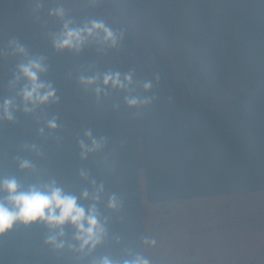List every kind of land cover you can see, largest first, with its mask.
<instances>
[{
  "label": "trees",
  "instance_id": "16d2710c",
  "mask_svg": "<svg viewBox=\"0 0 264 264\" xmlns=\"http://www.w3.org/2000/svg\"><path fill=\"white\" fill-rule=\"evenodd\" d=\"M102 1L131 31L155 38L171 52L190 54L205 72L203 83L211 94L229 80L257 82L245 100L236 102V115L233 105L187 97L155 73H135L132 95L151 102L130 108L124 91L108 90L97 98L79 84L81 75L130 71L128 53L120 61L108 48L95 45L79 54L57 51L51 33L60 27H45L36 38L28 34L24 47L30 56L46 58L48 71L42 79L53 84L59 100L25 114L18 89L9 88L20 62L12 49L22 39L21 28L11 19L5 27V0H0V102L12 97L16 105L15 119L0 121V174L15 175L24 184L56 179L77 195L91 190L92 180L103 183L99 208L109 218L108 238L93 255H115L130 247L147 256L143 194L148 202L161 203L264 192V0ZM102 7L70 17L80 23L99 20ZM144 81H152L150 90L143 89ZM53 117L58 127L50 131L46 122ZM89 129L106 142L82 160L78 141ZM18 159L31 160L37 174L22 172ZM81 170L87 179L81 178ZM113 193L122 205L116 211L106 207ZM47 235L41 224L15 226L0 236V264H78L75 254L46 245Z\"/></svg>",
  "mask_w": 264,
  "mask_h": 264
},
{
  "label": "rangeland",
  "instance_id": "374dc122",
  "mask_svg": "<svg viewBox=\"0 0 264 264\" xmlns=\"http://www.w3.org/2000/svg\"><path fill=\"white\" fill-rule=\"evenodd\" d=\"M97 5H103L99 20L122 37L116 47L108 49L120 61H125L128 53L131 71L155 73L184 96L233 105L236 115L240 113L236 102L246 99L256 81L229 80L225 87L220 86L219 93L211 94L203 83L205 72L190 54L171 52L155 38L131 31L108 2L5 0V27L10 19L20 26L22 39L17 44L24 47L28 34L36 38L45 27H60L61 22L49 15L51 9L62 6L72 16ZM141 187L144 189V179ZM142 196L147 215L145 238L155 241L147 251L152 264H264V192L161 203L148 202L145 194Z\"/></svg>",
  "mask_w": 264,
  "mask_h": 264
},
{
  "label": "clouds",
  "instance_id": "9594fccd",
  "mask_svg": "<svg viewBox=\"0 0 264 264\" xmlns=\"http://www.w3.org/2000/svg\"><path fill=\"white\" fill-rule=\"evenodd\" d=\"M49 15L55 16L60 22L58 31L51 33L54 49L79 54L85 47L95 45L98 49L116 47L119 39L116 32L103 20H87L77 22L70 17L66 9L58 6L51 9ZM13 55L23 59L16 65V71L9 81L10 90H17L20 97V110L31 114L38 109L58 103L56 89L53 84L42 77L47 73L48 66L44 56L32 57L25 47L16 45L12 49ZM134 71L105 72L100 75H81L79 84L85 89H92L97 98L107 95L108 90H119L127 93L125 102L130 108H139L151 102V98H141L132 95L135 91ZM152 88V81H144L143 89ZM16 105L14 98L5 99L0 104V121H13ZM46 127L54 131L58 125L53 117L46 122ZM43 135L44 129L39 130ZM106 140L97 139L92 131L84 132V139L78 141L80 157L87 159L89 155L101 151ZM35 148V145L31 146ZM20 170L37 174V169L29 159H18ZM80 176L87 179V173L80 171ZM89 188L83 189L79 195L66 190L56 179H36L29 183H21L15 175L0 174V236L11 231L15 226L25 228L41 224L47 231L45 244L54 251L67 250L78 258V264H152L143 254L135 252L130 247H123L115 255L94 256L97 248L108 238V217L104 216L99 204L104 199V185L90 182ZM116 194L107 196V209L116 211L121 207ZM69 230L71 235L69 236ZM119 244V237L116 239ZM143 243L148 246L155 244L154 240L145 238Z\"/></svg>",
  "mask_w": 264,
  "mask_h": 264
}]
</instances>
